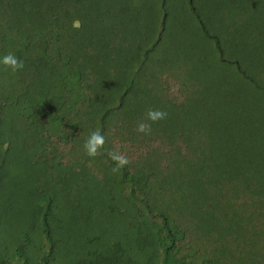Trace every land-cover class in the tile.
I'll use <instances>...</instances> for the list:
<instances>
[{"label": "trees", "instance_id": "16d2710c", "mask_svg": "<svg viewBox=\"0 0 264 264\" xmlns=\"http://www.w3.org/2000/svg\"><path fill=\"white\" fill-rule=\"evenodd\" d=\"M9 53L25 67L0 66V149L65 155L20 196L0 153V264H55L64 237L66 264H264V0H0ZM150 107L167 119L137 134Z\"/></svg>", "mask_w": 264, "mask_h": 264}, {"label": "rangeland", "instance_id": "374dc122", "mask_svg": "<svg viewBox=\"0 0 264 264\" xmlns=\"http://www.w3.org/2000/svg\"><path fill=\"white\" fill-rule=\"evenodd\" d=\"M177 66L184 67L183 70L179 69L180 71L176 74V82H178L179 89L186 93H193L198 87L199 80L193 77L185 60H179ZM10 146L7 149H0V153L3 156L6 155V158L9 159L10 178L13 179L14 185L11 186V189L15 193L21 196L22 191L24 192V189L30 186L29 184L38 186L46 182L47 186H51L56 183L53 177L56 174L55 162L60 157L59 151L60 149L63 150L60 145L58 147L54 143L36 142L32 143L31 146L23 144L12 148ZM62 154L61 157H64L65 154ZM60 168L62 169V167ZM77 247L75 237H64L58 247L55 264H66L73 257V260H75Z\"/></svg>", "mask_w": 264, "mask_h": 264}, {"label": "clouds", "instance_id": "9594fccd", "mask_svg": "<svg viewBox=\"0 0 264 264\" xmlns=\"http://www.w3.org/2000/svg\"><path fill=\"white\" fill-rule=\"evenodd\" d=\"M73 28H79L80 23L78 20L73 21ZM0 66L4 70H11L13 72L22 71L25 67L23 60L18 59L14 54H6L0 57ZM168 113L158 108H148L145 111L142 120L137 122L135 131L137 134L150 135L152 132V125L167 119ZM105 136L102 134L99 128L90 131L82 144L83 153L89 157L94 158L104 147ZM110 160L113 162L111 172L113 174L119 173L124 167L130 163V159L127 155L120 153L117 149H113L107 153Z\"/></svg>", "mask_w": 264, "mask_h": 264}]
</instances>
